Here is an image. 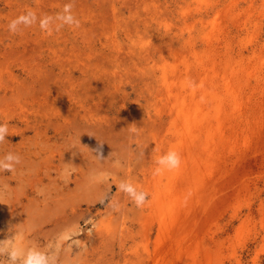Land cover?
Here are the masks:
<instances>
[{"label": "rangeland", "instance_id": "rangeland-1", "mask_svg": "<svg viewBox=\"0 0 264 264\" xmlns=\"http://www.w3.org/2000/svg\"><path fill=\"white\" fill-rule=\"evenodd\" d=\"M0 123V264H264V0H0Z\"/></svg>", "mask_w": 264, "mask_h": 264}, {"label": "bare ground", "instance_id": "bare-ground-1", "mask_svg": "<svg viewBox=\"0 0 264 264\" xmlns=\"http://www.w3.org/2000/svg\"><path fill=\"white\" fill-rule=\"evenodd\" d=\"M186 73L187 74H190L189 70H187ZM164 83H165V85L167 87V95H169L170 97H177V96H179L183 102L184 101H190L191 99H194V98H198V99L203 100V101L210 99L213 102V105H215L216 111L220 112V108H221L220 103L222 101V99L220 97V94H217V93H214V92L204 91L202 93H199V95H198L195 90L189 89L188 91H185V88H184L183 92H180L179 93L178 91H176V92L173 91V90H175L174 87H177V86H175L177 84L176 82H172L171 83V82H168L167 79H165V82ZM183 111H185V110L183 108H181V109H179L177 111V113L178 114H181ZM202 111H203V109L201 110L198 107L192 113H189L187 115V117H189V118L191 117V118H193L195 120H198L199 121V125H198L199 126V129H205L206 128V130H207L206 133L207 134L209 133V135H210L211 132H212V129L208 126L209 125L208 124L209 122L207 121L205 115H203ZM216 111H215V114H219V113H216ZM215 130L217 131L218 129H215Z\"/></svg>", "mask_w": 264, "mask_h": 264}, {"label": "clouds", "instance_id": "clouds-1", "mask_svg": "<svg viewBox=\"0 0 264 264\" xmlns=\"http://www.w3.org/2000/svg\"><path fill=\"white\" fill-rule=\"evenodd\" d=\"M13 30H15V24L12 26ZM8 134V125L6 123H0V142H3L6 135ZM164 160L170 162L171 166L179 167L180 164V156L177 152H170ZM20 162V157L14 153H8L3 159H0V169L11 171L14 167V164H18ZM34 257H39L41 260V264H46L43 256L35 253L29 252L27 259L24 261V264H34ZM17 258V252L12 251L9 253L10 261L15 262Z\"/></svg>", "mask_w": 264, "mask_h": 264}]
</instances>
